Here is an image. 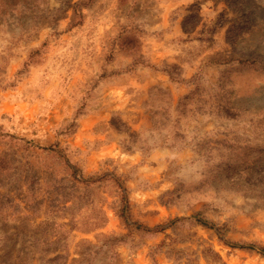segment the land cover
Segmentation results:
<instances>
[{
  "label": "rangeland",
  "instance_id": "rangeland-1",
  "mask_svg": "<svg viewBox=\"0 0 264 264\" xmlns=\"http://www.w3.org/2000/svg\"><path fill=\"white\" fill-rule=\"evenodd\" d=\"M0 264H264V0H0Z\"/></svg>",
  "mask_w": 264,
  "mask_h": 264
}]
</instances>
